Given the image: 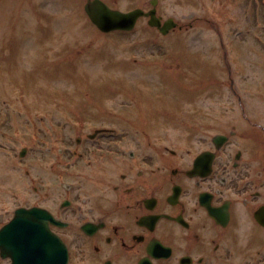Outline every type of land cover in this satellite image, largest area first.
Wrapping results in <instances>:
<instances>
[{"label": "rangeland", "instance_id": "obj_1", "mask_svg": "<svg viewBox=\"0 0 264 264\" xmlns=\"http://www.w3.org/2000/svg\"><path fill=\"white\" fill-rule=\"evenodd\" d=\"M105 1L121 11L152 8L151 0ZM250 1L158 0V15L182 26L163 35L147 18L130 32L103 33L87 0H0V226L37 198L36 177L45 194L65 175L62 163L52 173L48 148L61 146L64 156L80 133L121 120L147 144L176 137L201 107L242 118L239 102L264 118V5ZM100 173L87 175L89 187ZM253 240L247 252L219 253L218 264H264V245Z\"/></svg>", "mask_w": 264, "mask_h": 264}, {"label": "flooded vegetation", "instance_id": "obj_2", "mask_svg": "<svg viewBox=\"0 0 264 264\" xmlns=\"http://www.w3.org/2000/svg\"><path fill=\"white\" fill-rule=\"evenodd\" d=\"M208 110L147 144L119 120L76 135L66 155L47 151L52 173L65 175L45 194L35 180L37 198L17 208L49 211L68 264H218L219 253L248 250L264 234V118ZM97 166L105 177L89 187Z\"/></svg>", "mask_w": 264, "mask_h": 264}, {"label": "water", "instance_id": "obj_3", "mask_svg": "<svg viewBox=\"0 0 264 264\" xmlns=\"http://www.w3.org/2000/svg\"><path fill=\"white\" fill-rule=\"evenodd\" d=\"M149 12L136 9L121 12L111 9L102 0H88L85 10L91 20L105 32L116 29H131L140 16H151L149 23L166 33L175 24L172 20L162 25L161 17L156 14L157 0ZM37 210L21 209L13 221L0 230V251L3 258H10L11 264H67L68 253L62 240L51 233L46 225V215L42 212L36 217ZM45 215V216H44ZM44 216V217H42ZM40 219V221L33 219Z\"/></svg>", "mask_w": 264, "mask_h": 264}, {"label": "trees", "instance_id": "obj_4", "mask_svg": "<svg viewBox=\"0 0 264 264\" xmlns=\"http://www.w3.org/2000/svg\"><path fill=\"white\" fill-rule=\"evenodd\" d=\"M256 2H258V1H260V3H262V7H263V5H264V0H255ZM257 5H258V3H257Z\"/></svg>", "mask_w": 264, "mask_h": 264}]
</instances>
